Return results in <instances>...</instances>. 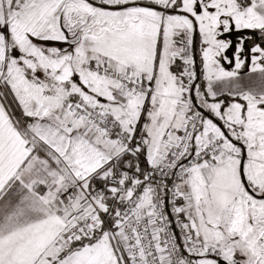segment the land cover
<instances>
[{"label": "snow or ice", "instance_id": "snow-or-ice-1", "mask_svg": "<svg viewBox=\"0 0 264 264\" xmlns=\"http://www.w3.org/2000/svg\"><path fill=\"white\" fill-rule=\"evenodd\" d=\"M0 264H264V0H0Z\"/></svg>", "mask_w": 264, "mask_h": 264}, {"label": "crops", "instance_id": "crops-1", "mask_svg": "<svg viewBox=\"0 0 264 264\" xmlns=\"http://www.w3.org/2000/svg\"><path fill=\"white\" fill-rule=\"evenodd\" d=\"M243 71H247V68H245Z\"/></svg>", "mask_w": 264, "mask_h": 264}, {"label": "rangeland", "instance_id": "rangeland-1", "mask_svg": "<svg viewBox=\"0 0 264 264\" xmlns=\"http://www.w3.org/2000/svg\"><path fill=\"white\" fill-rule=\"evenodd\" d=\"M225 67L227 68V67H229L228 65H225Z\"/></svg>", "mask_w": 264, "mask_h": 264}]
</instances>
